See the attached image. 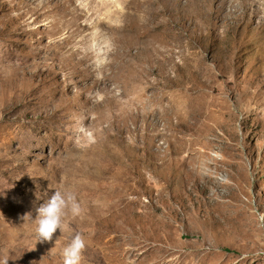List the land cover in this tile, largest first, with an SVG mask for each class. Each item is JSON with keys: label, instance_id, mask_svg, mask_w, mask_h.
<instances>
[{"label": "rangeland", "instance_id": "1", "mask_svg": "<svg viewBox=\"0 0 264 264\" xmlns=\"http://www.w3.org/2000/svg\"><path fill=\"white\" fill-rule=\"evenodd\" d=\"M77 233L82 264H264V0H0V264Z\"/></svg>", "mask_w": 264, "mask_h": 264}, {"label": "clouds", "instance_id": "2", "mask_svg": "<svg viewBox=\"0 0 264 264\" xmlns=\"http://www.w3.org/2000/svg\"><path fill=\"white\" fill-rule=\"evenodd\" d=\"M36 218L25 213L21 219H31L37 225L35 239L39 243L51 242L57 230L63 232L64 220L70 214L78 217L82 214V207L76 194L68 189L56 190L50 198L46 199L35 209ZM86 240L80 233L74 235L62 251L63 264H82L83 253L86 249Z\"/></svg>", "mask_w": 264, "mask_h": 264}, {"label": "trees", "instance_id": "3", "mask_svg": "<svg viewBox=\"0 0 264 264\" xmlns=\"http://www.w3.org/2000/svg\"><path fill=\"white\" fill-rule=\"evenodd\" d=\"M222 250H224V251H230L229 249H227L225 247H223Z\"/></svg>", "mask_w": 264, "mask_h": 264}]
</instances>
